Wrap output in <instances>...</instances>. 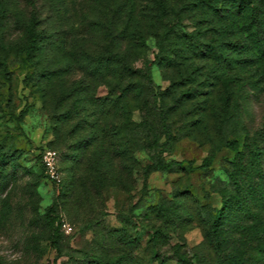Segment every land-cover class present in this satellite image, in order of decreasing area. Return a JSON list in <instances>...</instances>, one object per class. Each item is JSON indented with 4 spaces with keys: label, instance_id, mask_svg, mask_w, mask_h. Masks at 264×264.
I'll return each instance as SVG.
<instances>
[{
    "label": "rangeland",
    "instance_id": "obj_1",
    "mask_svg": "<svg viewBox=\"0 0 264 264\" xmlns=\"http://www.w3.org/2000/svg\"><path fill=\"white\" fill-rule=\"evenodd\" d=\"M0 264H264V0H0Z\"/></svg>",
    "mask_w": 264,
    "mask_h": 264
},
{
    "label": "trees",
    "instance_id": "obj_2",
    "mask_svg": "<svg viewBox=\"0 0 264 264\" xmlns=\"http://www.w3.org/2000/svg\"><path fill=\"white\" fill-rule=\"evenodd\" d=\"M199 34L201 35V33H199ZM33 37L35 38L36 35L33 34ZM30 49H31V51L38 50V49H40V44L37 43V42H34V44L31 46ZM25 114H26V110H22L20 112L19 116H18V120L19 121L22 120ZM225 145L227 147H229L230 150H232L233 152L237 153V143H236V141L230 140V141L226 142ZM254 153L257 154V155H260L261 151L255 150ZM212 159H213V155L205 157L202 160V163L200 164V167L208 166L211 163ZM181 164H182V162L170 161V162L165 163V162H162V161L159 160V161H156L155 163H153L151 165L146 166V168H152L154 170L169 171V170L172 169L173 165H181ZM41 165H42V163H41ZM42 167H43V165H42ZM43 169H44V167H43ZM221 226H222V210L218 209L214 213L213 220L211 222L212 233L217 235L219 230H220V228H221ZM58 234H59V228H55L54 232H53V236H52V242H53L55 247L58 246L57 239H56L58 237Z\"/></svg>",
    "mask_w": 264,
    "mask_h": 264
},
{
    "label": "built area",
    "instance_id": "obj_3",
    "mask_svg": "<svg viewBox=\"0 0 264 264\" xmlns=\"http://www.w3.org/2000/svg\"><path fill=\"white\" fill-rule=\"evenodd\" d=\"M41 163L49 179L58 182L60 175L57 169V152L53 149L44 148L40 154Z\"/></svg>",
    "mask_w": 264,
    "mask_h": 264
}]
</instances>
